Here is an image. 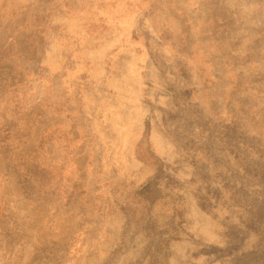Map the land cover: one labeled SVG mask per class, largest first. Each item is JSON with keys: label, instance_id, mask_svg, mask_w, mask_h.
<instances>
[{"label": "rangeland", "instance_id": "1", "mask_svg": "<svg viewBox=\"0 0 264 264\" xmlns=\"http://www.w3.org/2000/svg\"><path fill=\"white\" fill-rule=\"evenodd\" d=\"M0 264H264V0H0Z\"/></svg>", "mask_w": 264, "mask_h": 264}, {"label": "trees", "instance_id": "2", "mask_svg": "<svg viewBox=\"0 0 264 264\" xmlns=\"http://www.w3.org/2000/svg\"><path fill=\"white\" fill-rule=\"evenodd\" d=\"M151 129V122L149 119L146 121V132L149 134ZM156 188L153 186V182H149L141 187L139 193L141 196H152L156 194Z\"/></svg>", "mask_w": 264, "mask_h": 264}]
</instances>
